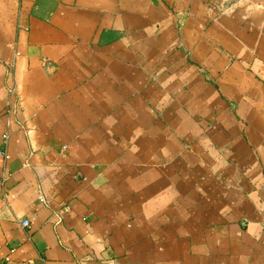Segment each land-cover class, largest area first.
Masks as SVG:
<instances>
[{
    "label": "crops",
    "instance_id": "crops-1",
    "mask_svg": "<svg viewBox=\"0 0 264 264\" xmlns=\"http://www.w3.org/2000/svg\"><path fill=\"white\" fill-rule=\"evenodd\" d=\"M0 264H264V0H0Z\"/></svg>",
    "mask_w": 264,
    "mask_h": 264
},
{
    "label": "built area",
    "instance_id": "built-area-1",
    "mask_svg": "<svg viewBox=\"0 0 264 264\" xmlns=\"http://www.w3.org/2000/svg\"><path fill=\"white\" fill-rule=\"evenodd\" d=\"M211 7L215 8L219 12H226L232 9L238 2V0H208ZM6 138V134L4 135V139ZM40 200L43 198L40 196ZM22 226H28L29 221L26 219L21 220Z\"/></svg>",
    "mask_w": 264,
    "mask_h": 264
}]
</instances>
